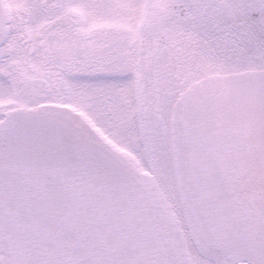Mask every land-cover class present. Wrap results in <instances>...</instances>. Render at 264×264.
I'll list each match as a JSON object with an SVG mask.
<instances>
[{
  "label": "snow or ice",
  "instance_id": "obj_1",
  "mask_svg": "<svg viewBox=\"0 0 264 264\" xmlns=\"http://www.w3.org/2000/svg\"><path fill=\"white\" fill-rule=\"evenodd\" d=\"M0 264H264V0H0Z\"/></svg>",
  "mask_w": 264,
  "mask_h": 264
}]
</instances>
